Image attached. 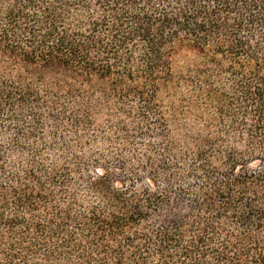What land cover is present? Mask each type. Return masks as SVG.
Masks as SVG:
<instances>
[{"label":"trees","instance_id":"trees-1","mask_svg":"<svg viewBox=\"0 0 264 264\" xmlns=\"http://www.w3.org/2000/svg\"><path fill=\"white\" fill-rule=\"evenodd\" d=\"M0 264H264V0H0Z\"/></svg>","mask_w":264,"mask_h":264}]
</instances>
